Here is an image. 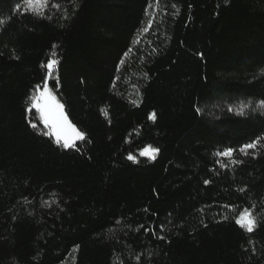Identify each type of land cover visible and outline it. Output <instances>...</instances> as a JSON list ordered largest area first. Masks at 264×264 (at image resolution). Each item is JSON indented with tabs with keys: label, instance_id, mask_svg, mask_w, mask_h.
Masks as SVG:
<instances>
[{
	"label": "trees",
	"instance_id": "16d2710c",
	"mask_svg": "<svg viewBox=\"0 0 264 264\" xmlns=\"http://www.w3.org/2000/svg\"><path fill=\"white\" fill-rule=\"evenodd\" d=\"M45 83L75 148L27 110ZM261 102L264 0H0V264H264Z\"/></svg>",
	"mask_w": 264,
	"mask_h": 264
},
{
	"label": "snow or ice",
	"instance_id": "6c2138e0",
	"mask_svg": "<svg viewBox=\"0 0 264 264\" xmlns=\"http://www.w3.org/2000/svg\"><path fill=\"white\" fill-rule=\"evenodd\" d=\"M24 3L28 6V9L34 14L43 15L44 9L49 6V0H24ZM19 7V5H18ZM51 7L59 9L60 5L52 3ZM147 30V29H145ZM55 56V53H53ZM59 63L57 59H49L46 68L48 70V77L51 78L54 75L56 65ZM121 63H124L122 60ZM30 106L27 109L29 112L35 110V113L38 114V121L42 123L44 128L47 130L43 134L53 137L57 145H60L63 148H75L77 141H83L85 139V133L78 129L75 124H73L68 115L65 112V106L53 93V91L45 83L43 86L37 85L34 89V93L29 97ZM248 105L241 104L237 109L238 114H244L245 108ZM257 107L264 108V102L257 105ZM233 109H229L232 111ZM149 119L155 120L156 113H151ZM31 126L36 129L38 123L33 122ZM264 138L258 137L257 139L251 141L250 143L244 144L240 149V153L244 155H249L248 150H255L258 146L261 145V140ZM233 149L228 148L227 150L218 153V155L232 158ZM159 152L157 147L148 145L140 150L139 155L148 157L149 159H155L156 154ZM128 160L136 161V157L129 153ZM239 161L232 160V163H238ZM222 167H227V165L222 164ZM205 183H209L205 181ZM243 191V189H241ZM47 203V202H46ZM227 219V217H225ZM236 223L240 225L245 231L251 233L255 230L257 226V218L249 209H244L240 215L236 218ZM147 230V229H146ZM163 239V237H160Z\"/></svg>",
	"mask_w": 264,
	"mask_h": 264
},
{
	"label": "rangeland",
	"instance_id": "374dc122",
	"mask_svg": "<svg viewBox=\"0 0 264 264\" xmlns=\"http://www.w3.org/2000/svg\"><path fill=\"white\" fill-rule=\"evenodd\" d=\"M41 124H42V123H41ZM42 126H43V124H42ZM43 128H44V126H43ZM44 130L47 131L45 128H44ZM77 142H78V141H77Z\"/></svg>",
	"mask_w": 264,
	"mask_h": 264
}]
</instances>
